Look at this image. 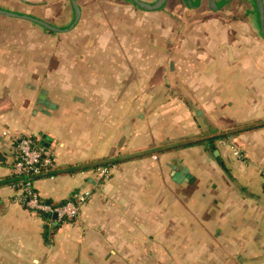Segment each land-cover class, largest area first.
Wrapping results in <instances>:
<instances>
[{
    "label": "crops",
    "instance_id": "0c3cea01",
    "mask_svg": "<svg viewBox=\"0 0 264 264\" xmlns=\"http://www.w3.org/2000/svg\"><path fill=\"white\" fill-rule=\"evenodd\" d=\"M0 9L21 13L2 6ZM72 13L74 18L73 8ZM1 23L4 22L0 21V264H174L177 259L168 260L166 252L186 253L190 264H264V128L235 136L247 152L245 162L234 158L228 146L214 147L212 157L205 150L211 146L207 143L176 147L183 141L228 133L246 125L227 115L229 108L239 103L231 88L222 87L220 80L218 85H206V76L212 71L203 69L205 74L201 70L197 77L205 79L195 80L187 88L189 93L198 94L193 96L194 105L204 104L210 109L214 103L222 110L214 117H203L205 132L199 119L193 136L187 137L178 99H149L162 90L169 92V88L174 92L173 88L160 86L150 97L145 94L140 99L132 98L134 87L129 83L138 79H133L136 73L131 59L125 57L126 62L120 63L115 56L107 57L105 42L99 41L97 46L92 42L90 53L77 57L78 66L89 64L87 70L95 81L74 88L91 94L85 100L74 98V102L77 99L84 103L74 107L55 103L58 108L44 109L45 112L39 107L28 109L21 102V77L36 75L34 43L32 52H25L29 44L21 49L17 31L29 24ZM261 38L264 42L262 34ZM254 56L241 55L234 60H241L240 66L249 59L254 64L252 68L243 67L254 81L250 90L239 87L251 93V98L239 105L247 104L262 116L253 122L256 123L264 122V68H260V57ZM62 71L67 75L69 69ZM144 89L147 88L135 86L139 94ZM117 93L124 94L122 100H117ZM133 105L140 112H134ZM32 111L49 115L62 112L70 118L62 119L52 132L35 134L26 130ZM197 113L199 116L202 112ZM3 130L30 136L39 146L52 150L54 176L35 178L34 188L40 200L54 204L75 201L77 194L86 195L77 219L44 220L17 200L19 192L12 186L17 150L12 138L1 135ZM148 150L153 151L108 165V179L93 169L64 171ZM178 167L189 169L188 182L174 180ZM152 237L156 243L150 242Z\"/></svg>",
    "mask_w": 264,
    "mask_h": 264
},
{
    "label": "rangeland",
    "instance_id": "374dc122",
    "mask_svg": "<svg viewBox=\"0 0 264 264\" xmlns=\"http://www.w3.org/2000/svg\"><path fill=\"white\" fill-rule=\"evenodd\" d=\"M76 1L82 10L81 19L69 32L54 33L29 20L0 14V21L4 22L1 25L16 22L29 24L21 26L17 31L22 42L21 49L27 48L29 44L25 52L28 50L32 52L31 47L34 43L36 75L21 77L20 96H23L21 102L26 108L39 107L37 94L41 89L49 91V99L63 107L80 106V103H84L83 100L91 94L81 90L76 92L74 88L86 87L95 81L87 70V67L90 69L89 64L85 67L78 66L77 57L90 53L92 42L97 46L99 41L105 42L104 52L107 57L115 56L120 63L126 62L127 57L131 59V67L137 77L133 79H138L129 83L134 87L130 94L132 98L140 99L141 95L144 97L145 94L150 97L160 86L169 85L173 88L174 92L169 88L170 91L167 93H163L162 90L153 95V98H148L150 101L160 102L178 99V111L180 117L184 118L182 122L186 124L187 137L193 136L192 131L199 119L201 130L205 132L203 117L208 118L209 115L210 118V114L214 117V113L218 115L222 110L214 107V103L210 109L204 104L194 105L193 96L197 97L198 94L189 93L187 88L193 85L195 80L205 79L197 77L201 70L212 71L210 76H206V85H218L220 80L222 87L232 89V94L239 99V103L251 98V93H245L239 87H247L248 90L252 88L250 83L254 80L246 74L249 72H245L244 68H252L254 64L249 59L244 60L243 66H240L242 61L234 58L241 55L252 58V55H258L260 68H264V42L259 31L255 0H233L217 11L210 9L209 0H201L195 9L188 7L184 0H168L165 8L157 12H146L135 6L131 0ZM142 1L153 3L157 0ZM0 6L20 10L21 14L42 19L63 29L68 28L73 18L70 0H0ZM92 49H95L94 46ZM227 60L230 61L228 65ZM86 63L88 62H84ZM65 68L69 69L67 75L62 71ZM195 70L197 72L193 73ZM138 74L143 76L140 77ZM127 79L131 80L128 77ZM136 84L147 89L139 94L135 92ZM177 86L179 90H176ZM116 95L117 100L123 99L124 94ZM169 97L170 99L166 100ZM74 98L83 100L79 102L76 99L74 102ZM239 103H234L229 108L231 111L227 112L228 116L242 124L261 120L262 116L249 109L251 106ZM199 110L202 113L198 116ZM35 111H32L31 122L26 128L35 134L40 131L52 132L57 129L62 119L70 118V115L62 112L49 115L41 112L36 114ZM133 111L140 112L135 111L134 105ZM136 116L133 117L134 121ZM224 146L230 147L234 158L244 162L248 159L247 152L236 142L234 136L218 141L213 147H205V150L212 157L214 147ZM235 150L239 151V156L234 155ZM150 242L156 243L155 238L152 237ZM164 255L168 260L177 259L174 264H190L186 253L166 252Z\"/></svg>",
    "mask_w": 264,
    "mask_h": 264
},
{
    "label": "built area",
    "instance_id": "2783aa9c",
    "mask_svg": "<svg viewBox=\"0 0 264 264\" xmlns=\"http://www.w3.org/2000/svg\"><path fill=\"white\" fill-rule=\"evenodd\" d=\"M3 137H10L13 140L17 153L13 163V175L15 182L12 186L19 192L17 200L26 208L38 212L42 211L57 214L59 221L63 219L73 220L80 214V208L86 201V195L77 194L75 201L66 202L56 208L51 205L41 203L40 196L34 188V180L40 176L53 177L56 170L54 154L51 149L42 147L30 136L17 135L10 130H3ZM235 156H239V151H234ZM101 177L108 179L110 171L108 167H98L93 169Z\"/></svg>",
    "mask_w": 264,
    "mask_h": 264
},
{
    "label": "water",
    "instance_id": "95a60500",
    "mask_svg": "<svg viewBox=\"0 0 264 264\" xmlns=\"http://www.w3.org/2000/svg\"><path fill=\"white\" fill-rule=\"evenodd\" d=\"M72 4V8L74 10V19L72 24L68 28H58L42 19L25 15L21 13H15L10 12L6 10L0 9V14L10 17H15L23 20H29L37 25L42 26L43 28L54 32V33H62V32H69L73 30L77 24L79 23L81 19L82 10L79 4L76 0H70ZM168 0H157L153 3L144 2L142 0H132L134 4H136L139 8L146 12H157L165 8ZM231 1L233 0H221L220 2H217L216 0H209V7L213 11H217L225 6H227ZM185 4L190 8H197L200 5L201 0H184ZM256 7L258 10V17H259V23H260V29L262 36L264 38V1L263 0H255ZM48 92L46 90H41L40 94L37 99V103L39 104V110L44 111V109L53 110L55 108H58L59 106L55 103L51 102L49 98H47ZM219 154L218 151L215 152V155L217 156ZM1 158V154H0ZM174 180L178 183L188 182L191 178V175L189 173V169L187 167H178L175 168V174H174ZM57 214H53V218L57 219Z\"/></svg>",
    "mask_w": 264,
    "mask_h": 264
},
{
    "label": "trees",
    "instance_id": "16d2710c",
    "mask_svg": "<svg viewBox=\"0 0 264 264\" xmlns=\"http://www.w3.org/2000/svg\"><path fill=\"white\" fill-rule=\"evenodd\" d=\"M131 2H132V0H131ZM134 5L137 6L136 4H134ZM255 7H256V5H255ZM73 19H72V22H73ZM72 22L69 24V26L72 24ZM258 22H259V18H258ZM262 128H264V122H256V123H252V124H246V125L240 126L237 129H233V130L229 131L228 133L222 132V133L213 134L212 136H209V137H206V138L196 137V138H193L191 140L183 141V142H180L178 144V146H176V147H183V148L193 147V146H196V145H199V144H203V143H207V144L212 146V145H214V142L218 141L219 139H225V138H228L230 136H234L235 137V136H237V135H239L241 133L255 131V130H258V129H262ZM152 151L153 150H148L146 152L138 153V154H135V155H128V156L113 158L111 160H104V161H99V162H93L91 164H84V165L77 166V167H74V168H67L64 171L65 172H69V173H74V172H77V171L79 172V171H87L89 169H96L98 167H108V165H116V164L128 161V160L136 158V157H141V156H144L146 154H150V153H152ZM14 182H15V178H14L12 183H14ZM41 203L48 204V205H51L52 207L56 208V207H58L60 205L65 204L66 202H62L60 204H54L51 201H43V200H41ZM36 213L41 218H43L44 220H48V219H51L53 217V215H51L50 213H45V212H42V211H38ZM62 221L65 222V221H71V220L63 219V220H61V222Z\"/></svg>",
    "mask_w": 264,
    "mask_h": 264
},
{
    "label": "flooded vegetation",
    "instance_id": "af4514ba",
    "mask_svg": "<svg viewBox=\"0 0 264 264\" xmlns=\"http://www.w3.org/2000/svg\"><path fill=\"white\" fill-rule=\"evenodd\" d=\"M260 31H261V29H260ZM262 34V33H261Z\"/></svg>",
    "mask_w": 264,
    "mask_h": 264
}]
</instances>
